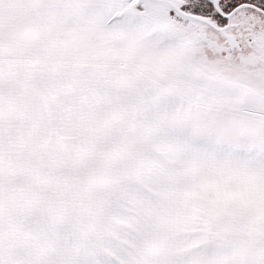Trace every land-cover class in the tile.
Returning a JSON list of instances; mask_svg holds the SVG:
<instances>
[{
	"label": "snow or ice",
	"instance_id": "obj_1",
	"mask_svg": "<svg viewBox=\"0 0 264 264\" xmlns=\"http://www.w3.org/2000/svg\"><path fill=\"white\" fill-rule=\"evenodd\" d=\"M0 264H264V0H0Z\"/></svg>",
	"mask_w": 264,
	"mask_h": 264
}]
</instances>
